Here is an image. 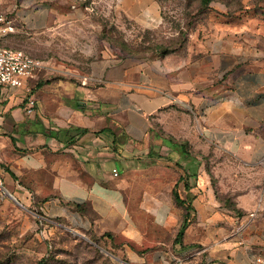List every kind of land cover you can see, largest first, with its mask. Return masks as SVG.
<instances>
[{
  "label": "crops",
  "instance_id": "1",
  "mask_svg": "<svg viewBox=\"0 0 264 264\" xmlns=\"http://www.w3.org/2000/svg\"><path fill=\"white\" fill-rule=\"evenodd\" d=\"M51 2L0 0L16 32L48 35L39 39L46 68L26 87H0L4 188L37 202L52 220L142 245L153 227L175 239L186 210L173 190L183 177L180 198L194 211L187 248L176 244L177 254L257 264L264 249V22L215 17L208 36L194 38L187 53L142 60L85 42ZM120 3L146 27L160 22L158 0ZM6 38L3 46L16 48ZM30 93L37 98L32 114ZM158 123L173 137L158 136ZM161 146L203 162H163Z\"/></svg>",
  "mask_w": 264,
  "mask_h": 264
},
{
  "label": "rangeland",
  "instance_id": "2",
  "mask_svg": "<svg viewBox=\"0 0 264 264\" xmlns=\"http://www.w3.org/2000/svg\"><path fill=\"white\" fill-rule=\"evenodd\" d=\"M158 2L162 14L153 28L132 19L122 10L120 0H52L51 4L68 16L63 20L73 22L78 36L85 42L109 48L121 57L142 60L187 53L194 38L208 36L215 17H250L264 22V0H211L207 4L201 0ZM45 37L48 35L40 37L31 31L24 34L17 31L4 44L21 49L27 43L35 45L38 49L35 57L43 58L47 53L42 51L44 46L39 39ZM172 115L186 122L185 114ZM155 127L158 136L171 134L159 123ZM186 147L190 150L192 146ZM156 154L163 157V162L177 167L194 163L192 155L178 157L173 146L165 149L161 146ZM195 159L194 164L201 165L204 158ZM9 192L0 188V264H213L201 255H178L182 248L174 244V233L153 227L149 231L151 238L142 245L115 235L100 237L48 218L37 202L28 203L13 193L21 205ZM223 199L234 213L240 212L232 197Z\"/></svg>",
  "mask_w": 264,
  "mask_h": 264
},
{
  "label": "built area",
  "instance_id": "3",
  "mask_svg": "<svg viewBox=\"0 0 264 264\" xmlns=\"http://www.w3.org/2000/svg\"><path fill=\"white\" fill-rule=\"evenodd\" d=\"M16 32L13 18L0 9V87L19 88L26 87L27 82L35 79L39 72L46 68L47 61L19 48L3 46V40L11 33ZM37 108V98L28 94L26 112L32 114ZM114 174L118 175L117 169ZM2 175L0 174V188H4ZM257 264H264V249L255 257Z\"/></svg>",
  "mask_w": 264,
  "mask_h": 264
},
{
  "label": "trees",
  "instance_id": "4",
  "mask_svg": "<svg viewBox=\"0 0 264 264\" xmlns=\"http://www.w3.org/2000/svg\"><path fill=\"white\" fill-rule=\"evenodd\" d=\"M211 0H201V3L202 4H207L209 3ZM176 144L177 142L175 141L174 142V147H176ZM187 146V143H181V146ZM181 179H183V177L180 178L179 182L181 181ZM179 182L176 184V186L174 187V190H173V193H174V196H175V199H176V202L178 203V205H181L185 208L186 210V213L184 214V219H183V222L181 224V227L180 229L178 230L177 234H176V237L174 239V244H180L183 248H187V246H185L183 244V237H184V234H185V231L188 227V225L193 221V219L191 218V213L194 211L191 203H188V204H185V200L181 199L180 198V194H179V191H178V186H179ZM113 236L114 234L112 233H106L100 237H103V236Z\"/></svg>",
  "mask_w": 264,
  "mask_h": 264
},
{
  "label": "water",
  "instance_id": "5",
  "mask_svg": "<svg viewBox=\"0 0 264 264\" xmlns=\"http://www.w3.org/2000/svg\"><path fill=\"white\" fill-rule=\"evenodd\" d=\"M9 195L10 196H12L13 198H14V200H16V202H18L19 204H21L17 199H16V197L13 195V194H11L10 192H9ZM22 205V204H21ZM75 231V230H74ZM77 232V231H76Z\"/></svg>",
  "mask_w": 264,
  "mask_h": 264
}]
</instances>
